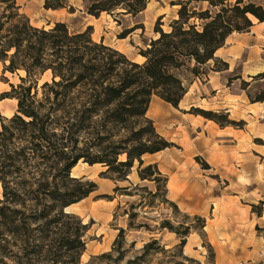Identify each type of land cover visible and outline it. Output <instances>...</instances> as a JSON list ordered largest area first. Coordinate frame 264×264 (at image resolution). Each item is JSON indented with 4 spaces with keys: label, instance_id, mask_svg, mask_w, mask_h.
I'll return each mask as SVG.
<instances>
[{
    "label": "trees",
    "instance_id": "obj_1",
    "mask_svg": "<svg viewBox=\"0 0 264 264\" xmlns=\"http://www.w3.org/2000/svg\"><path fill=\"white\" fill-rule=\"evenodd\" d=\"M147 2L96 0L87 13L99 18L102 13L123 9L120 14L137 16L146 9ZM192 2H207L216 11L196 12L189 8ZM177 5L176 18L168 24L169 31H162L161 19H157L154 27L157 37L140 50L144 59L140 64L103 41H94L91 26L73 34L63 22L39 28L22 13L17 0H0L3 73L25 74L20 76L18 85L11 84L10 98L17 101V112L11 118L1 119L0 231L23 242L29 264H33L32 255L43 252V242L49 238L51 228L67 230L62 240L69 253L80 258L86 250L84 237L90 224L65 212L98 190L95 182L72 175L80 161L90 166L101 165L105 168L101 177L116 183L129 182L137 162L140 181L155 185L158 192L140 196V202L131 206L133 212L125 213L129 216L130 230H149L144 224H135L138 217L135 210L152 207L153 198L160 197L161 203L179 213L177 206L165 198L167 178L155 163L145 164L142 159L173 146L147 118L150 100L155 96L177 108L190 84L181 70L195 78L204 74L202 68L209 62L210 71L227 70L228 65L216 58L215 52L230 34L249 32L252 20L264 23V5L251 0H185ZM67 7L66 0H45L44 4L46 10ZM136 29L127 31L125 36ZM48 73L51 81L40 84ZM236 78L230 77L228 83ZM255 102H264V91ZM195 112L221 127L235 125L227 113L219 115L199 109ZM124 156L125 160H121ZM139 187L116 186L114 191L134 196L132 190L146 189ZM181 216L183 221H177L176 225L164 219L156 229L174 234L178 244L166 249L158 239L151 238L126 264H150L151 260L155 264H200L184 256L183 248L192 231L204 228L205 220ZM63 220L73 224L65 226ZM125 237L126 230L120 228L113 248V252L120 254L118 261L127 252ZM3 241L1 255L9 249V242ZM207 248L208 262L213 264V250L209 244ZM111 257V254L101 256Z\"/></svg>",
    "mask_w": 264,
    "mask_h": 264
},
{
    "label": "rangeland",
    "instance_id": "obj_2",
    "mask_svg": "<svg viewBox=\"0 0 264 264\" xmlns=\"http://www.w3.org/2000/svg\"><path fill=\"white\" fill-rule=\"evenodd\" d=\"M66 1L68 7L60 15L46 11L45 0H20L19 4L25 6L22 13L29 14L34 26L49 28L56 22H63L72 34L84 32L91 26L94 41H103L132 61L140 64L144 62L140 50L146 49L149 41L157 37L154 27L157 13L161 10L159 0H149L148 8L137 16L120 14L124 10L118 9L112 14L102 13L99 18L87 13L88 7L96 0ZM178 8L166 6L165 18L160 20L162 31L170 30V18H176ZM189 8H194L196 12L207 9L212 13L216 11L209 8L207 2H192ZM191 22L202 24L199 20ZM135 28L125 36L127 31ZM208 66L203 67L201 72L204 74L196 78L184 69L180 71L190 84L177 108L153 96L148 110L153 104L156 113L148 110L146 113L147 118L153 121L156 132L173 146L142 158L145 164L155 163L167 178L165 198L177 206L179 213L170 205L161 203L160 197L153 198L152 207L135 210L138 213L135 224H144L149 230H130L129 216L125 213L133 212L131 206L140 202V196L158 192L155 185L140 181L137 162L129 182L116 183L101 177L105 171L101 165L90 166L80 161L72 170V175L95 182L98 190L65 212L76 215L84 224H90L84 237L86 250L80 258L69 253L62 240L67 230L51 228L48 231L49 238L43 242V252L30 257L33 258V264H126L139 254L142 246L151 238L158 239L166 249L178 244L179 240L174 234L158 232L156 229L164 219H170L174 225L177 221H183L182 214L199 216L205 220L201 231H192L188 236L183 248L184 256L200 264H210L209 244L214 253L213 264H264V106L262 109L250 106L264 91V83L261 77L253 81L237 80L233 86L230 85L233 80L230 81L231 95H239L243 90L246 96H243L242 101L231 102V113L224 109H213L198 91L200 84H204L207 78ZM24 75L23 72L4 74L0 62V128L1 119L11 118L17 112V101L10 98L11 84L18 85L20 76ZM44 81H51L50 73L43 76L40 84ZM5 96L8 98L2 100ZM197 109L219 115L227 113L228 119L235 125L221 127L197 115ZM120 159L125 160V156ZM132 185L146 189L132 190V194H136L134 196L114 191L116 186ZM2 193L0 184V198ZM62 223L66 226L67 223L73 224V221L63 220ZM120 228L126 230L124 250L127 252L118 261L120 254L113 252V248ZM1 233L0 243H5L2 239L7 240L9 249L4 255L0 254V264H29L31 261L25 256L23 242L8 233ZM133 242L135 246H132ZM103 254H111L112 257L101 258ZM155 262L151 260L150 264Z\"/></svg>",
    "mask_w": 264,
    "mask_h": 264
},
{
    "label": "crops",
    "instance_id": "obj_3",
    "mask_svg": "<svg viewBox=\"0 0 264 264\" xmlns=\"http://www.w3.org/2000/svg\"><path fill=\"white\" fill-rule=\"evenodd\" d=\"M17 1L18 5L22 7L21 10L24 12L25 6L19 4L20 0ZM159 1L161 3V10L157 13V16L158 18L162 19L165 18L164 16L166 15V6H169L170 8H177L179 7L177 3L185 0ZM255 2L264 5V0H255ZM42 4H44V2H42ZM149 5L150 1L148 0L146 9ZM64 10L65 9L46 11L60 15ZM27 15L31 19L29 14ZM170 19H174V17H171ZM252 22L253 25L251 26L249 32L230 34L225 39L224 45L215 52L214 56L228 65L227 70L222 72L210 71L209 68L211 67V62L208 63L209 73L207 74V78L204 80V84H200L198 91L199 94L204 98L203 100L209 104L210 108L224 109L230 113L232 112L230 108L232 105L231 102L237 103V100L242 101L243 96H246L243 90L240 91L239 95H231V92L229 91L231 87L230 85L233 86L237 80L245 81V79H252L253 81L257 76L261 75V79L264 83V23H259L257 20H252ZM236 71L238 73L234 74ZM232 76H238V78L233 80L232 84L228 85V79ZM250 106L257 109H262L264 102L253 103L250 104ZM148 111L151 113H156L155 106L151 104ZM75 205L76 204L68 207L67 209H71ZM262 260L264 261V256L262 257Z\"/></svg>",
    "mask_w": 264,
    "mask_h": 264
}]
</instances>
